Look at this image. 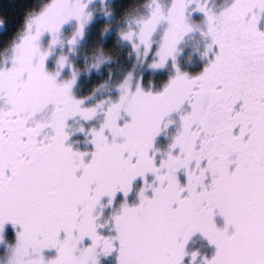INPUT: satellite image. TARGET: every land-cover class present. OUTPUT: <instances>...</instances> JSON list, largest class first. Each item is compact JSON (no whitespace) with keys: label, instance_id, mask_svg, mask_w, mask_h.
I'll use <instances>...</instances> for the list:
<instances>
[{"label":"snow or ice","instance_id":"snow-or-ice-1","mask_svg":"<svg viewBox=\"0 0 264 264\" xmlns=\"http://www.w3.org/2000/svg\"><path fill=\"white\" fill-rule=\"evenodd\" d=\"M98 15L101 44L128 46L133 70L89 103L97 89L74 94L73 54ZM113 15L104 0H45L0 64V255L264 264V0H145L116 27ZM197 29L204 63L192 72L178 54ZM109 59L84 62L90 72ZM137 65L167 78L147 86Z\"/></svg>","mask_w":264,"mask_h":264},{"label":"rangeland","instance_id":"rangeland-1","mask_svg":"<svg viewBox=\"0 0 264 264\" xmlns=\"http://www.w3.org/2000/svg\"><path fill=\"white\" fill-rule=\"evenodd\" d=\"M38 0H7L2 2L0 0V64H3L10 58L11 46L15 37H17L23 31V23L25 15L32 9H38L35 3ZM42 1V0H39ZM105 3L114 7L113 15V27H116V21L123 24L124 17L122 15L125 9L134 11L140 8L145 0H104ZM163 3L164 0H161ZM223 2V0H217V3ZM5 3V4H4ZM97 6H100V0H96ZM13 8H27L24 10L21 19L13 20V15H8L7 10L11 11ZM5 10V11H4ZM16 9H14V12ZM18 13V12H17ZM15 14V13H14ZM16 15V14H15ZM14 15V16H15ZM199 18V17H197ZM195 16L194 20L197 19ZM103 16L98 15L94 21L89 35L86 40L82 42L78 50L73 54L74 63L80 71L77 84L74 86V94L80 96L82 86L84 83H95L97 79L100 80L97 91L94 96H90L88 102L94 103L98 100V96L110 97L115 96L116 92L112 85L118 83L123 76L129 71L133 70L132 57L128 55V46L120 44L104 45L100 42V33L104 27ZM12 24V25H11ZM14 25V26H13ZM66 29L68 26H65ZM181 51L178 54V61L187 70L195 72L203 67L204 61L201 60L200 51L204 47V39L200 35V30L197 29L189 33L181 44ZM110 57L106 62L101 63L99 70L93 69L92 71L87 70V64L94 63L98 58ZM87 60V64L84 60ZM136 72L143 71L145 75V83L147 86H158L162 80L166 79V74L161 78L163 73L151 74L149 70L142 69L140 65H137L134 69ZM124 74V75H123ZM120 76V77H119ZM119 77V79H118ZM103 86V87H101ZM100 99V98H99ZM72 128H78L80 122L78 120L70 121ZM175 130L174 125H170L165 131H163L159 137H157L156 146L163 152L167 150L169 138ZM73 139L79 140V147L84 148V137L78 136ZM84 145V146H83ZM131 199V197H129ZM112 211V208L106 207L103 211L101 220H107L108 215ZM218 225L223 224V218L220 216L215 217ZM106 231V229H105ZM190 247L193 249L203 250L205 242L198 237H194L190 242ZM102 264H115L114 256L102 257ZM0 264H6V257L0 255Z\"/></svg>","mask_w":264,"mask_h":264},{"label":"trees","instance_id":"trees-1","mask_svg":"<svg viewBox=\"0 0 264 264\" xmlns=\"http://www.w3.org/2000/svg\"><path fill=\"white\" fill-rule=\"evenodd\" d=\"M2 2H7V0H1V3ZM8 3V2H7ZM43 3H45V0H42V1H36V7H40ZM5 4V3H4ZM14 9H16L15 11L16 12H14ZM25 9H27V8H13V10H7V14L8 15H13V16H8V18L9 17H13L12 19L13 20H19V19H21V16L23 15V12H24V10ZM5 11V10H4ZM18 12V13H17ZM16 15H15V14ZM15 15V16H14ZM12 25V24H11ZM14 26V25H13ZM124 75V74H123ZM120 77V76H119ZM119 77H118V79H119ZM100 83V80L99 79H97V81H95V83H92V84H90V83H84V85L82 86V90H81V92H80V96H89V94L90 93H92L93 92V89H97L98 87V84ZM98 99L100 98H103L102 96H98L97 97ZM84 146V145H83ZM85 147V146H84Z\"/></svg>","mask_w":264,"mask_h":264},{"label":"flooded vegetation","instance_id":"flooded-vegetation-1","mask_svg":"<svg viewBox=\"0 0 264 264\" xmlns=\"http://www.w3.org/2000/svg\"><path fill=\"white\" fill-rule=\"evenodd\" d=\"M1 25V24H0Z\"/></svg>","mask_w":264,"mask_h":264}]
</instances>
